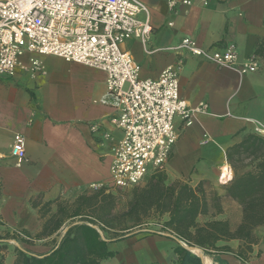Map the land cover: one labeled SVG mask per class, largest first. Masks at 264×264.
Listing matches in <instances>:
<instances>
[{
    "label": "crops",
    "instance_id": "0c3cea01",
    "mask_svg": "<svg viewBox=\"0 0 264 264\" xmlns=\"http://www.w3.org/2000/svg\"><path fill=\"white\" fill-rule=\"evenodd\" d=\"M140 1L148 12H140L138 17L149 19L150 37L146 41L126 39L121 48L140 65L143 78H156L165 67L181 60V99L190 107L200 102L207 107L195 111L188 124L179 116L174 118L178 137L166 163L149 171L146 181L136 186L145 185L157 171H163L167 181L187 179L195 186L217 176V169L227 163L228 147L264 126V56L255 52L264 37V0H191L172 7L168 0ZM186 36L209 50H223L234 42L238 62L254 54L260 59L259 68L240 74L176 48ZM30 56L21 55L14 75L0 76L1 236L18 229L31 234L39 231L42 205L48 204L49 211L55 212L56 202L88 195L81 190L109 181L112 148L121 137L112 121L118 109L107 95L103 71L55 55L38 56L41 65L34 71ZM15 133L22 134L26 142L28 160L20 167L10 155ZM218 195L220 212L215 218L234 227L241 220V208L224 193ZM229 199L237 204L236 221L223 217ZM166 218L164 214L161 223ZM208 218L199 216L198 220ZM256 234L257 241L245 258L233 251L217 250L204 255L202 264H207L206 256L209 264H264V226ZM172 241L176 242L173 235L149 234L112 242L109 247L116 254L100 264H176ZM13 242L8 239L2 251L5 264L15 258ZM238 244L237 239L217 241V245L233 249Z\"/></svg>",
    "mask_w": 264,
    "mask_h": 264
},
{
    "label": "built area",
    "instance_id": "2783aa9c",
    "mask_svg": "<svg viewBox=\"0 0 264 264\" xmlns=\"http://www.w3.org/2000/svg\"><path fill=\"white\" fill-rule=\"evenodd\" d=\"M178 2L190 4L191 0H168V5ZM140 12H148L140 0H0V76L14 75L24 53L31 55L34 71L41 65L38 56L55 55L105 73L107 95L118 109L112 121L121 137L112 148L109 181L91 188L125 190L139 185L149 171L166 163L178 137L174 118L179 116L188 124L195 111L207 107L203 102L190 107L181 99V60L165 67L156 78L140 76V65L121 48L126 39L146 41L150 37L152 26L147 17H138ZM176 48L240 74L254 72L260 64L254 54L238 62L234 42L223 50H209L186 36ZM255 130L264 132V126ZM10 155L17 167L28 160L22 134H14ZM232 176L231 167L224 163L217 181L225 186Z\"/></svg>",
    "mask_w": 264,
    "mask_h": 264
},
{
    "label": "trees",
    "instance_id": "16d2710c",
    "mask_svg": "<svg viewBox=\"0 0 264 264\" xmlns=\"http://www.w3.org/2000/svg\"><path fill=\"white\" fill-rule=\"evenodd\" d=\"M255 52L264 56V37ZM226 159L233 176L224 187L225 195L241 208V220L234 227L227 220L215 218L220 212L217 192L208 197L201 181L195 186L187 179L169 182L163 171H157L145 185L128 191L122 210L116 209V197L110 190L106 191V186L76 197L69 203L72 208L69 213H65L66 208H58L42 223L34 239L50 237L62 227L66 230L56 239L45 241L44 250L31 249L28 243L33 236L29 231L18 229L0 235V264H5L2 251L8 239L16 243L15 258L10 264H100L116 254L110 243L139 233H143L141 237L156 233L140 227L147 218L159 220L164 214L167 218L160 230L179 241L173 247L178 256L176 264H202L201 258L187 247H196L204 255L228 250L245 258L257 241L256 230L264 226V135L247 133L240 142L226 149ZM246 160L250 167L244 169ZM207 215L210 217L207 220H198L199 216ZM76 216L80 219L64 225L67 219ZM229 239L239 241L236 249L217 245V241Z\"/></svg>",
    "mask_w": 264,
    "mask_h": 264
},
{
    "label": "rangeland",
    "instance_id": "374dc122",
    "mask_svg": "<svg viewBox=\"0 0 264 264\" xmlns=\"http://www.w3.org/2000/svg\"><path fill=\"white\" fill-rule=\"evenodd\" d=\"M254 132L259 134V135H264V132H257L256 130H254ZM245 164L246 165L244 166V169H247V168L250 167L249 160H246ZM217 172L219 174V169H217ZM218 174H217L216 177L214 175H212L210 178H206V179L201 180L203 188L207 192L208 197H211L214 192H217V193L221 192V193L225 194V190H224L223 185H220L218 183V181H217ZM146 179H144L143 182H145ZM171 180H172V178H169V181H171ZM96 190H97V188L88 187V189L81 190V192H82V194L87 193L89 195L90 193H92V192H94ZM108 190H110L116 197V201H117L116 202V209L118 211L122 210L124 208V206H125L126 199L129 196V192H128L129 189L122 190V189H118V188H109L108 187L106 191H108ZM74 199H76L75 196L68 198L66 201L65 200H61L59 202H56V204L53 207V209L57 210L60 207L61 208H66L65 213H69V212L72 211V208L69 206V203H71ZM68 201H71V202H68ZM224 205L226 207V213L223 215V217H228V218L231 219V221H236L237 214H238L237 204L233 203L229 199L228 201H226V203ZM50 209H52V208L48 204L42 205L40 207L38 214L41 216L42 222H45L48 219L49 215L51 213H53V212L49 211ZM78 219H80L79 216H76V217H74L72 219L69 218V219H67L65 221L64 225L67 224L71 220L75 221V220H78ZM160 227H161V220L160 219L157 220L155 217L154 218L153 217H149V218L146 219V222L144 224H142V226L140 228L143 229V230L144 229H150L152 231H156V233H154V234H157V235H160V236H167V232L161 231ZM62 228L59 229L57 232L53 233L50 237L45 238V240L41 239V240L37 241L36 239H34V236L36 235V232L32 233L33 238L31 240H29V243H28L29 246L34 251H36V250L37 251L44 250L45 248H47V246L44 245L45 241H48L49 239H52V238L56 239L58 237V234L63 232L64 229H62ZM135 229L137 230L139 228H135ZM134 236L141 237V236H143V233H139V234H136ZM176 242L179 243V241H177V240H176ZM176 242L172 241L173 246H175L177 244ZM13 243H14L13 245H16L15 241ZM180 244H182V243L180 242Z\"/></svg>",
    "mask_w": 264,
    "mask_h": 264
},
{
    "label": "water",
    "instance_id": "95a60500",
    "mask_svg": "<svg viewBox=\"0 0 264 264\" xmlns=\"http://www.w3.org/2000/svg\"><path fill=\"white\" fill-rule=\"evenodd\" d=\"M66 230V228L64 229V231ZM169 235V234H168ZM189 250H193L194 248H196V247H187ZM198 249V248H197ZM193 252V251H192ZM197 255L201 258V260H203V256H204V254L202 253V251L200 250V249H198V253H197Z\"/></svg>",
    "mask_w": 264,
    "mask_h": 264
},
{
    "label": "bare ground",
    "instance_id": "6f19581e",
    "mask_svg": "<svg viewBox=\"0 0 264 264\" xmlns=\"http://www.w3.org/2000/svg\"><path fill=\"white\" fill-rule=\"evenodd\" d=\"M224 168H227V166L224 167ZM227 169H228V168H227ZM192 251L195 252V253H198V249H197V248H194ZM205 261H206L207 264L210 263L209 258H208L207 256L204 257V262H205Z\"/></svg>",
    "mask_w": 264,
    "mask_h": 264
}]
</instances>
